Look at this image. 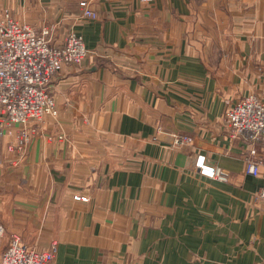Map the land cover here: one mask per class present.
Wrapping results in <instances>:
<instances>
[{
	"label": "crops",
	"instance_id": "crops-1",
	"mask_svg": "<svg viewBox=\"0 0 264 264\" xmlns=\"http://www.w3.org/2000/svg\"><path fill=\"white\" fill-rule=\"evenodd\" d=\"M4 9L50 30L55 46L81 36L90 55L55 77L58 116L22 156L7 150L18 126L0 136V263L18 234L37 250L56 242L51 264H264V142L233 139L226 124L241 98L264 102V0H0ZM252 149L258 176L246 173ZM198 154L224 178L201 176Z\"/></svg>",
	"mask_w": 264,
	"mask_h": 264
},
{
	"label": "built area",
	"instance_id": "built-area-1",
	"mask_svg": "<svg viewBox=\"0 0 264 264\" xmlns=\"http://www.w3.org/2000/svg\"><path fill=\"white\" fill-rule=\"evenodd\" d=\"M151 2L152 0H142ZM83 17L97 19L86 1L80 2ZM50 30L37 31L29 25L16 21L9 9L0 12V136L9 128L18 126L14 141L7 146L10 153L22 156L34 136L38 124L46 116L57 117L58 108L51 86L55 77L66 65L80 66L90 55L83 38L71 32L64 43L55 46ZM226 124L231 138L255 145L264 142V102L249 95L232 104L226 112ZM50 141L54 140L49 136ZM63 140V136H58ZM189 137L182 142H189ZM176 142H181L180 139ZM251 150L247 159L246 173L258 176L261 162ZM194 168L208 179H223L217 166L208 162L204 154H198ZM76 200L86 201L84 197ZM256 200L264 203V189ZM5 228L0 224V238ZM58 254L56 242L46 250L28 246L18 234L11 236L10 244L2 254L0 264H51Z\"/></svg>",
	"mask_w": 264,
	"mask_h": 264
},
{
	"label": "rangeland",
	"instance_id": "rangeland-1",
	"mask_svg": "<svg viewBox=\"0 0 264 264\" xmlns=\"http://www.w3.org/2000/svg\"><path fill=\"white\" fill-rule=\"evenodd\" d=\"M66 39V38H65Z\"/></svg>",
	"mask_w": 264,
	"mask_h": 264
}]
</instances>
